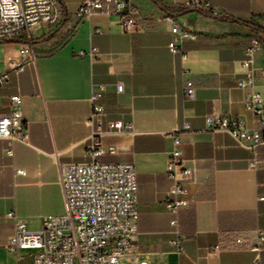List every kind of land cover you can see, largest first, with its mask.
Instances as JSON below:
<instances>
[{
    "label": "crops",
    "instance_id": "crops-1",
    "mask_svg": "<svg viewBox=\"0 0 264 264\" xmlns=\"http://www.w3.org/2000/svg\"><path fill=\"white\" fill-rule=\"evenodd\" d=\"M85 0H60L61 18L31 30H43L34 43L36 59L20 72L11 71L0 87V114L22 97L27 143L16 142L6 154L0 138V264H35L37 249H8L15 232V212L28 228L66 210L60 183L62 162L88 161L92 127L91 96L102 90L105 123L132 122L134 131L102 138V162H131L137 172L139 217L133 252L151 264H264V250H251L259 230L264 232V146L257 148L259 164L250 166L253 152L226 132L208 128V116L232 115L252 127L254 114L245 106L239 61L253 36L257 52L258 88L264 95V0H211L213 10L181 13L184 0H135L143 15L152 17L134 32L119 25L116 14L79 13ZM164 11L191 28L195 39L181 42L172 53L171 24L153 18ZM32 39H35L32 36ZM22 43H0V72L17 59ZM81 52H86L81 55ZM196 86L186 100V80ZM123 91H117V83ZM189 123L190 128L183 126ZM179 130L183 158L194 168L189 184L190 204L177 213L165 198L174 184L167 168L172 138ZM22 168L25 174H17ZM178 218L183 250L172 244L171 221ZM241 239V241H239Z\"/></svg>",
    "mask_w": 264,
    "mask_h": 264
},
{
    "label": "built area",
    "instance_id": "built-area-1",
    "mask_svg": "<svg viewBox=\"0 0 264 264\" xmlns=\"http://www.w3.org/2000/svg\"><path fill=\"white\" fill-rule=\"evenodd\" d=\"M60 0H0V42L26 38L17 59L9 61L6 70L0 72V87L10 77L11 71L20 72L28 61L36 59L31 29L40 24L57 22L62 12L58 9ZM183 6L190 9L212 11L211 0H184ZM81 15L116 14L120 27L126 32H134L151 19L144 16L135 0H85L80 8ZM158 22L171 24L172 40L168 47L172 53L181 51V42L195 39V32L183 26L174 14L164 11L153 18ZM262 48L260 37L253 36L245 49V56L239 61L242 77L238 87L245 90V106L256 118V124L248 127L239 117L224 115L208 116L207 126L214 131L229 133L236 142L252 150L254 156L250 166L259 164L257 148L264 146V95L258 88V67L255 57ZM85 55L86 52H81ZM264 73V69L262 70ZM91 96L92 111L86 123L92 127L87 153L88 161L62 162L59 166L66 210L62 214L48 216L41 228L30 229L15 212H8L13 219L15 232L8 240V249L17 252L21 248L37 249L35 264H151L138 260L133 252L136 243L139 209L137 202V172L131 162H102L99 157L105 149L102 138L109 135L132 133L133 123L109 121L105 123V107L100 103L102 90ZM117 91H123V84L117 83ZM186 100H194L196 86L191 79L186 80L184 90ZM12 106L0 114V138L7 141L6 154L14 155L16 142L27 143V134L22 120L19 93L11 96ZM188 122L183 129H189ZM179 130H170L166 135L173 140L167 173L174 184L167 193V209L178 212L187 207L189 184L193 182L194 168L183 158L182 141ZM17 174L24 175L19 168ZM175 236L172 244L178 252L183 250V235L178 218L171 221ZM241 241V239L239 240ZM251 250H264V232L259 230ZM254 264H261L256 261Z\"/></svg>",
    "mask_w": 264,
    "mask_h": 264
},
{
    "label": "trees",
    "instance_id": "trees-1",
    "mask_svg": "<svg viewBox=\"0 0 264 264\" xmlns=\"http://www.w3.org/2000/svg\"><path fill=\"white\" fill-rule=\"evenodd\" d=\"M192 10L190 8H186V7H183L181 9V13L182 14H186V13H189L191 12ZM253 29L257 32V33H260V32H264V27L262 26H259V25H254L253 26ZM13 42H18V43H24V42H27L28 40L26 38H17V39H13L11 40ZM1 43V42H0ZM33 43H35V41L33 40Z\"/></svg>",
    "mask_w": 264,
    "mask_h": 264
},
{
    "label": "rangeland",
    "instance_id": "rangeland-1",
    "mask_svg": "<svg viewBox=\"0 0 264 264\" xmlns=\"http://www.w3.org/2000/svg\"><path fill=\"white\" fill-rule=\"evenodd\" d=\"M31 33H32V36L35 38V39H37L40 35H42L43 34V30H34L33 29V31L31 30ZM39 41V39H37V40H35V42H38Z\"/></svg>",
    "mask_w": 264,
    "mask_h": 264
}]
</instances>
